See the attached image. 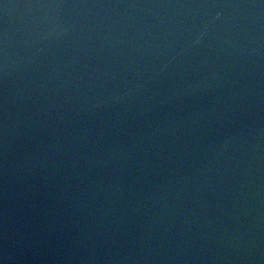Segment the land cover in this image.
<instances>
[{
  "label": "water",
  "instance_id": "water-1",
  "mask_svg": "<svg viewBox=\"0 0 264 264\" xmlns=\"http://www.w3.org/2000/svg\"><path fill=\"white\" fill-rule=\"evenodd\" d=\"M0 264H264V0H0Z\"/></svg>",
  "mask_w": 264,
  "mask_h": 264
}]
</instances>
